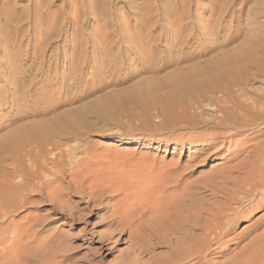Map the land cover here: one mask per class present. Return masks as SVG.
<instances>
[{
  "label": "rangeland",
  "instance_id": "rangeland-1",
  "mask_svg": "<svg viewBox=\"0 0 264 264\" xmlns=\"http://www.w3.org/2000/svg\"><path fill=\"white\" fill-rule=\"evenodd\" d=\"M227 56L243 63V80L226 87L256 101L264 94V0H0V264L167 263L166 247L138 245H148L150 228L190 181L204 191L209 170L230 156L207 157L202 138L216 129L204 120L221 113L216 99H229L226 87L186 95L176 72L212 58L214 69L227 68ZM30 125L38 135L26 139ZM40 162L48 189L63 193L75 215L53 211L30 186L38 181L23 168ZM69 178L77 192H64ZM7 179L29 184L12 202ZM260 195L241 204L243 217L216 247L197 252L196 264H264L255 241L264 239V202L252 206ZM109 237L118 240L111 250Z\"/></svg>",
  "mask_w": 264,
  "mask_h": 264
},
{
  "label": "bare ground",
  "instance_id": "bare-ground-1",
  "mask_svg": "<svg viewBox=\"0 0 264 264\" xmlns=\"http://www.w3.org/2000/svg\"><path fill=\"white\" fill-rule=\"evenodd\" d=\"M240 57H242L241 54H240ZM215 59L217 60V58H212L208 60L205 59L204 61H200V62L198 61V63L194 64L193 66H189V68H186L185 71L187 72L185 73H181L183 70L182 68H180L179 71L176 72V76H175L176 81L174 83L176 84V87L180 89V91H182L186 95H191L192 92H194L195 94H198L199 96H201V94L206 96L207 94L209 95L208 91H214L217 89V87L220 88V86L226 87V82L228 84V82H235V81H239V79H242V74L240 73L238 69L241 68V70H243L242 69L243 63H240L239 58L232 57V56L222 57L221 60L224 63V65L226 64L229 66H225L227 68H220V69H214L212 66L209 65V63ZM199 65H202L201 67H205L206 69L197 70L196 68ZM218 65H220V63ZM208 66L210 69H207ZM246 78L247 77H245V79ZM226 89H227V92L226 90L223 89L225 91L224 96L225 98H229V99H227V101L226 99L223 100L224 98L216 99L220 103L223 102L221 103L222 107L220 106L221 113L219 115L217 114V116L215 117L213 114L209 116L208 118H206V120H204L206 124H211V126L216 129L205 134V136H203L202 138L204 141L203 143H205V145L207 146L206 149L209 151L207 154V157L210 156L213 159H215L218 157H225L226 155L227 156L230 155L226 158L229 161V163L224 164L220 167L213 166L209 170L207 176H205V179L202 181L200 179L203 187L205 188L204 191L198 192V189H197L198 186H196V184L199 182V180L198 182L190 181L189 188L186 190V192H183L184 194L181 195V198L179 197L175 205L174 204H172L173 206L171 205L169 212L167 211V214L158 220L159 225L156 222L157 223L156 225L158 226L155 227V225H153L154 227L152 226L153 228H150V231H149L150 233L148 234L149 239L147 237V239L149 240V242L147 241L148 245L146 246L141 245L142 243H140V246L138 245V247H148L145 249L146 252L152 251L155 247H166L167 251H170L168 253V257H169L168 262L165 263L164 261L161 263L159 261L160 262L159 264H172V263L174 264V262L181 264L182 261L186 259V257H188L189 259H192L189 264H196L197 260H194L193 258L195 254L199 252L200 250L209 251L211 247H216L214 245L216 243L218 244L219 241H221L224 237L230 234L231 229H233L232 227L236 223V221L240 220L243 217V210H242L243 206H241V204L244 201L247 200L248 202H252V200L257 195L261 194L260 195L261 198L258 199L255 203H252V206L254 205L259 206V203L264 202V140L261 141V138H260L264 134V130H263L264 125H260L261 123L264 122V103H263L264 94L259 95V96L257 95V97L255 98L256 101L251 102L248 100H244L242 98L243 90L239 94L238 93L235 94L232 91H230L228 87H226ZM254 92L257 93V91H254ZM228 101L230 103H228ZM37 128H38L37 125H30V127L28 126L27 127L28 129L27 137L28 138L26 137L25 138L30 139V137L37 136L38 135ZM224 151H226V155ZM41 165L42 163L39 165V167L37 166L39 169H36V170L33 167L34 168L33 171L25 170L23 168L24 173L26 172L25 175L29 174L33 176L35 180L38 181V183L35 182V184L37 183L36 185H34V183L33 185L30 184V186H32V189L37 190L40 193V196L44 200L49 201V203L52 205V208L54 209L53 211H57L69 217L75 215V212H77L78 210L74 209L75 211L74 210L70 211L68 209V207H70L69 203L66 202L65 200H62L63 193H61L60 191H56L57 189L56 190L48 189L50 187L49 186L50 177L47 175H44V176L42 175ZM76 166L77 164L72 162V164L69 167L73 169V168H76ZM31 170H32V167H31ZM27 178H28V175H27ZM12 180L7 179L5 181L6 182L5 186L7 189L5 198L8 202H12L13 194H17V195L20 194V196L22 195L19 192H20L21 187L24 185L23 183L15 184ZM25 180L27 181V179ZM25 180L23 181L25 182ZM26 185L28 186L29 184H26ZM27 186L25 187L26 189H27ZM78 188L79 187L76 184V182L74 183L70 179L67 181V184L65 185L64 192L66 191L67 193L68 192L71 193L76 190H79ZM80 190L82 191V189ZM91 192L88 191L87 192L88 195L93 193ZM34 195H36V193ZM217 198H220L222 202L217 203L215 201V199ZM20 200H21V203H23V199H20ZM20 206H23V204H20L17 207H20ZM14 207H13V210L16 209V207L15 208ZM164 213L166 212L164 211ZM230 216H231L232 221L229 220ZM226 218H228V221L225 220ZM106 225H108L109 227H113L114 224L110 221L109 222L106 221ZM255 225H257V222ZM255 227L256 226H254L253 228ZM251 230L252 229L250 228L243 234L250 233ZM262 233L263 234H259V235H264V230ZM258 237L261 238V236H258ZM111 238L109 237V239L108 238L104 239V241H106V243H104L105 249L111 250L112 247L113 248L115 247L113 244L118 242V240L116 239L111 240ZM253 241H251V243ZM255 241L259 242V243L255 242V245L256 243H258L257 247L260 248V249L258 248L256 249L261 250L263 247V253H264V239L262 240L255 239ZM74 250L75 249L70 246L68 252L65 251V253H63L64 259H67V261L68 259H72L75 255ZM143 251H144V248L142 250L134 251L133 254L138 256ZM256 251L254 252L256 254V259H257V255L260 254L262 256V253L261 251H259L258 252L259 254H257ZM91 253H92L91 256H94V253L97 255L98 252L95 249L93 250V252L91 251ZM255 254H253V256ZM253 256L251 255L249 259H255V257L253 258ZM261 256H259V258ZM263 256L261 257V259H263ZM128 260L133 262L134 264L136 263V259L134 261L131 259H127V261ZM250 261L247 260V262H250ZM258 261H261V260H258ZM258 261H257V264H261ZM208 262L207 264H210ZM262 262H264V260H262ZM253 263H256V262H253ZM88 264H91V261L88 262ZM128 264H130V262Z\"/></svg>",
  "mask_w": 264,
  "mask_h": 264
}]
</instances>
